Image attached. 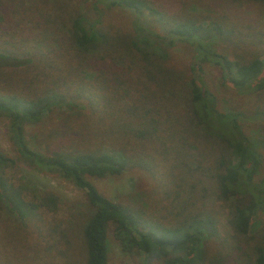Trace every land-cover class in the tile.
I'll return each mask as SVG.
<instances>
[{"label": "rangeland", "instance_id": "1", "mask_svg": "<svg viewBox=\"0 0 264 264\" xmlns=\"http://www.w3.org/2000/svg\"><path fill=\"white\" fill-rule=\"evenodd\" d=\"M145 1L174 20L193 16L203 24L213 22L224 30H232L230 35L234 44L226 39L216 40V50L231 59L236 52L245 60L255 57L264 64L263 0ZM97 9L93 0H0V54H5L0 55V94L32 95L46 86L66 90L69 85L72 89L77 80L82 88L92 92L93 99L87 104V109L75 111V114L67 108H55L38 123L27 125L25 137L30 147L43 152L65 144L70 147L98 146L108 152L126 148L147 158L152 156V172L133 169L113 176L91 177V180L103 195L123 206L142 209L149 220L173 223L179 218L180 209L188 208L190 204L191 209L213 212L224 230L221 232L231 234L228 202L215 199L212 181L204 168L200 176L196 172L192 178H182L183 169L172 166V163L178 164L174 150L181 149L179 152L183 160H188L191 165L201 160L205 167L212 163L215 155L212 148L202 150L201 147L197 150L196 147L200 153L197 156L187 146L188 143L183 144L181 136L177 138L179 132L178 135L161 132V138L146 141L136 138L133 131L122 127V124H128L124 115L136 114L134 107L143 108L146 114L142 119L135 115L128 117L134 128L143 125L144 120L151 122V117L156 115L161 116L159 123L165 122L169 127V123L184 115L181 110L184 108L182 98L186 93L193 61L191 47L181 41L168 48L169 53L163 63L179 75L173 97H156L152 93L153 84L139 76L134 68L127 69L114 62L109 67V58L97 63L98 55H93L94 59L89 62L91 68L77 70L73 49L67 48L72 17L87 12L91 18L98 19L97 26L101 31L110 34L134 32L131 24L133 17L128 10L118 6ZM147 26L158 34L164 29L154 19H148ZM201 67L202 81L216 95L221 109L252 112L255 108H261L264 111L263 86L238 90L223 82L218 65L202 62ZM260 76L259 84L262 85L264 67ZM104 94L112 104L107 111L101 108ZM130 104L131 114L127 111ZM247 123L243 124L244 133L257 143L262 153L259 170L262 176L264 122ZM100 131L102 135L98 134ZM189 142L198 143L197 140ZM0 149L16 160L15 165L6 169L5 175L10 183L26 186L24 194L36 207L35 215L21 219L0 206V264H85L81 226L87 203L83 191L56 174L40 171L18 160L4 116H0ZM186 154L192 157L189 159ZM233 159L236 161V157ZM171 173L175 174L176 182L181 180V187L174 186ZM46 191L57 195L55 210H49L35 197ZM261 223L262 220L257 219L252 224L250 235L254 239L243 237L236 243L241 244L244 251L258 237ZM203 244L205 253L202 264H235L234 258L224 263L218 254V240L210 239ZM107 264L160 263L147 262L138 252H123L111 227L108 230ZM240 264H244V261ZM247 264L252 263L248 261Z\"/></svg>", "mask_w": 264, "mask_h": 264}, {"label": "trees", "instance_id": "2", "mask_svg": "<svg viewBox=\"0 0 264 264\" xmlns=\"http://www.w3.org/2000/svg\"><path fill=\"white\" fill-rule=\"evenodd\" d=\"M93 3L96 9L118 6L128 10L133 17L131 24L134 32L110 34L101 31L97 26L98 19L91 18L87 12L78 13L72 17L67 45V48L73 49L77 70L91 68L89 62L94 59L93 55H98L97 63L109 58V67L114 62L127 69L134 68L139 76L153 84L152 93L156 97H173L179 75L163 63L169 53L168 48L181 41L191 47L193 61L186 93L182 98L184 108L181 110L184 115L177 117L174 123H169V127H166L165 122L159 123L161 116L156 115L151 117V122L144 120L143 125L134 128L128 117L135 115L142 119L145 112L143 108L134 107L136 114L132 115L130 104L127 111L131 115H124L128 124L124 123L122 127L133 131L136 138L146 141L161 138V132L177 135L179 132L177 138L181 136L183 144L188 143L186 145L197 156L200 155L197 150L201 147L202 150L212 148L215 155L212 163L205 167L201 160L200 163L194 161L192 165L188 160H183L179 152L181 149L174 150L178 164L172 163V166L183 169L182 178H192L196 172L200 176L204 168L212 181L215 199L228 202V224L232 233H222L224 230L213 212L191 209L190 204L188 208L185 206L180 209L179 218L173 223L149 220L142 209L123 206L103 195L91 180V177L113 176L133 169L152 172V156L147 158L125 147L111 152L98 146L70 147L68 144L49 152L30 147L25 137L27 125L38 123L55 108H67L75 114V111L87 109V104L93 99L92 92L82 88L78 80L72 89L69 85L66 90L58 86H46L32 95L0 94V116L7 120L18 160L40 171L56 174L83 191L87 203L81 226L85 264L108 263V230L111 227L123 252H138L147 262L202 264L205 253L203 243L215 239L220 242L218 254L224 263L234 258L235 264L242 261L244 264L248 261L264 264V175H259L262 153L257 143L243 130L245 122H264V111L261 108H255L252 112L221 109L216 95L205 86L200 76L201 63L212 62L220 67L223 82L232 88L244 90L264 87V80L262 85L259 84L264 67L262 60L255 57L245 60L236 52L231 59L216 50V40L226 39L234 44L230 35L232 30H224L216 23L203 24L193 16L174 20L151 7L145 0H93ZM148 19L158 21L164 27L163 32H153L147 26ZM0 55L5 56L4 53ZM102 98V111H107L112 104L105 94ZM98 134L102 135L101 131ZM190 140H197L198 143ZM187 155L189 159L192 157ZM15 163L14 158L0 149V206L24 219L35 215L36 207L24 194L26 186L10 183L5 175L6 169ZM174 178L175 174L171 173L174 186L181 187V180L176 182ZM35 197L49 210H55L58 198L54 192L46 191ZM257 219L262 220L258 237L244 251L241 244L236 243L243 237L254 239L250 230Z\"/></svg>", "mask_w": 264, "mask_h": 264}]
</instances>
